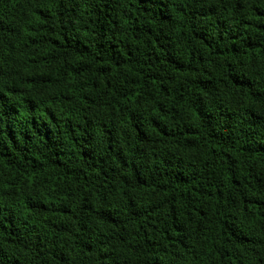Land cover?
<instances>
[{
  "label": "trees",
  "instance_id": "1",
  "mask_svg": "<svg viewBox=\"0 0 264 264\" xmlns=\"http://www.w3.org/2000/svg\"><path fill=\"white\" fill-rule=\"evenodd\" d=\"M0 264H264V0H0Z\"/></svg>",
  "mask_w": 264,
  "mask_h": 264
}]
</instances>
